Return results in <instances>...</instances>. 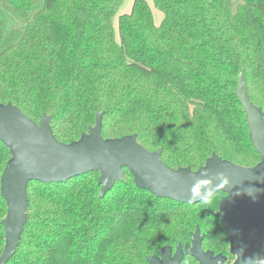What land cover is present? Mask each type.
I'll list each match as a JSON object with an SVG mask.
<instances>
[{"label": "trees", "instance_id": "trees-1", "mask_svg": "<svg viewBox=\"0 0 264 264\" xmlns=\"http://www.w3.org/2000/svg\"><path fill=\"white\" fill-rule=\"evenodd\" d=\"M0 0V104L38 122L54 138L78 140L102 113L101 135H136L172 168L196 171L212 154L251 167L260 160L235 95L239 74L264 112V0H145L113 19L124 0ZM10 158L0 142V176ZM97 172L64 183L29 182L16 252L6 264H147L184 246L196 228L201 247L232 258L217 193L196 204L157 198L123 179L99 197ZM6 205L0 195L1 220ZM202 231V233H201ZM226 257V258H227ZM183 262L194 264L190 256Z\"/></svg>", "mask_w": 264, "mask_h": 264}, {"label": "water", "instance_id": "water-1", "mask_svg": "<svg viewBox=\"0 0 264 264\" xmlns=\"http://www.w3.org/2000/svg\"><path fill=\"white\" fill-rule=\"evenodd\" d=\"M235 95L245 113L249 141L260 156L259 162L245 167L212 154L196 171L188 166H166L161 150L146 149L135 134L104 139L101 112L96 113L94 125L78 140L61 143L52 134L50 116L41 115L35 122L11 103L0 104V142L10 153L0 176V195L6 205L1 220L4 247L0 264H6L16 252L27 219L29 182L64 183L97 172L102 198L123 179L124 168L137 188L157 198L196 204L224 193L215 216L226 224L229 252L235 256L231 264H255V258L264 259V112L249 100L241 73ZM205 171L208 176L202 175ZM218 173L229 179L224 188H218ZM198 179H212V192L202 190L205 196L193 199L191 188ZM202 240L196 228L189 243H177L174 249L164 246L147 257V264H181L185 256L192 257L196 264H224L226 257L204 251Z\"/></svg>", "mask_w": 264, "mask_h": 264}, {"label": "clouds", "instance_id": "clouds-1", "mask_svg": "<svg viewBox=\"0 0 264 264\" xmlns=\"http://www.w3.org/2000/svg\"><path fill=\"white\" fill-rule=\"evenodd\" d=\"M195 175V174H193ZM203 176H208L209 173L207 171L202 173ZM216 179H218L221 183L218 188L225 187L229 184V179L223 174L218 173ZM213 180L212 179H198L191 188V196L193 199H197L199 197L205 196L204 191L207 190V194L212 192ZM206 194V198H207ZM205 198V199H206ZM255 264H264V259L255 258Z\"/></svg>", "mask_w": 264, "mask_h": 264}, {"label": "crops", "instance_id": "crops-1", "mask_svg": "<svg viewBox=\"0 0 264 264\" xmlns=\"http://www.w3.org/2000/svg\"><path fill=\"white\" fill-rule=\"evenodd\" d=\"M145 1L148 3V5L151 8L152 15H153V20H154L155 25H159L161 20H162V18H163V15L158 10H156L154 8L152 0H145ZM133 2H134V0H124L123 4L119 8L116 16L113 19V22L116 23V26H114L116 28V30H117V24H118V17L120 15L130 13V11L132 9ZM159 14H161L162 16H160Z\"/></svg>", "mask_w": 264, "mask_h": 264}, {"label": "rangeland", "instance_id": "rangeland-1", "mask_svg": "<svg viewBox=\"0 0 264 264\" xmlns=\"http://www.w3.org/2000/svg\"><path fill=\"white\" fill-rule=\"evenodd\" d=\"M41 4H42V0H38L37 1V3H36V9H38L40 6H41ZM0 10H1V13H2V18H3V20L5 21V23L9 26V27H11V26H14V25H16L15 24V17L14 16H12V14L10 13V11L9 10H7L6 8H5V6H3V5H0ZM160 16H162L161 14H159ZM155 16V15H154ZM113 26H116V23H114L113 22ZM114 31H115V36H116V39H118V32H117V30H116V28L114 27ZM256 164V163H255ZM221 196L219 195L218 196V199L220 198ZM201 233H202V231H201ZM230 259H232V258H230ZM181 264H187V262H182Z\"/></svg>", "mask_w": 264, "mask_h": 264}, {"label": "flooded vegetation", "instance_id": "flooded-vegetation-1", "mask_svg": "<svg viewBox=\"0 0 264 264\" xmlns=\"http://www.w3.org/2000/svg\"><path fill=\"white\" fill-rule=\"evenodd\" d=\"M225 196V194L224 193H222V195H221V197H220V200L223 198ZM220 202V201H219ZM219 207V206H218ZM218 212V211H217ZM215 218L216 219H219V218H217L216 216H215ZM225 224V223H224ZM205 251V250H204ZM227 257V256H226ZM185 258V257H184ZM184 260V259H183ZM235 260V256H232V259H230V258H226V261L224 262V264H231L233 261ZM195 261V260H194ZM183 262V261H182ZM181 262V263H182ZM194 264H196V261H195V263Z\"/></svg>", "mask_w": 264, "mask_h": 264}]
</instances>
